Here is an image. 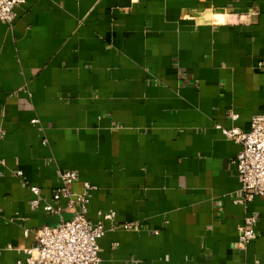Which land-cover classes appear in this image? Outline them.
Segmentation results:
<instances>
[{"label":"crops","instance_id":"0c3cea01","mask_svg":"<svg viewBox=\"0 0 264 264\" xmlns=\"http://www.w3.org/2000/svg\"><path fill=\"white\" fill-rule=\"evenodd\" d=\"M259 114L264 0H24L0 22V264L56 217L27 186L54 205L63 171L91 223L114 214L100 264H264V196L222 132Z\"/></svg>","mask_w":264,"mask_h":264},{"label":"built area","instance_id":"2783aa9c","mask_svg":"<svg viewBox=\"0 0 264 264\" xmlns=\"http://www.w3.org/2000/svg\"><path fill=\"white\" fill-rule=\"evenodd\" d=\"M24 0H0V22L12 25L15 20V8ZM231 120L238 116L230 113ZM224 136L239 144L241 150L234 165L241 181L243 200L252 201L264 196V114L256 115L251 120L249 131L237 127L222 131ZM21 176V173H17ZM77 181V174L72 171L58 173V187L51 192L54 205H43L39 187L27 186L32 194L30 207L42 210L49 216H59L60 222L55 227L43 226L37 231L34 246L26 251L27 258L20 264H100L99 240L105 233L103 221H111L113 213L101 215V221L91 223L87 215L88 196L95 188L83 184V192L74 194L72 187ZM62 200L65 201L61 205ZM70 214L69 220L62 219L63 214ZM255 218L245 220L238 242L247 245L254 241ZM123 228L128 229L127 225Z\"/></svg>","mask_w":264,"mask_h":264},{"label":"water","instance_id":"95a60500","mask_svg":"<svg viewBox=\"0 0 264 264\" xmlns=\"http://www.w3.org/2000/svg\"><path fill=\"white\" fill-rule=\"evenodd\" d=\"M62 217H63V219L64 220H69L70 218H71V216L69 215V217L67 216V217H65V216H63L62 215ZM60 222V217L59 216H56V217H54L52 220H51V223H50V227H55V226H57V224Z\"/></svg>","mask_w":264,"mask_h":264}]
</instances>
